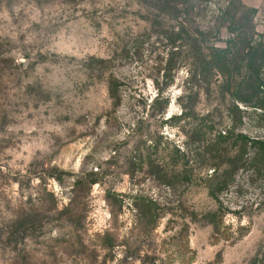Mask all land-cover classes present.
<instances>
[{
	"label": "rangeland",
	"instance_id": "obj_1",
	"mask_svg": "<svg viewBox=\"0 0 264 264\" xmlns=\"http://www.w3.org/2000/svg\"><path fill=\"white\" fill-rule=\"evenodd\" d=\"M226 2L0 0V264H264V171L209 194L216 132L264 140V111L199 75L190 34L220 26L224 46ZM241 2L264 45V0ZM191 88L194 119L176 120ZM147 201L155 227L138 219Z\"/></svg>",
	"mask_w": 264,
	"mask_h": 264
},
{
	"label": "trees",
	"instance_id": "obj_2",
	"mask_svg": "<svg viewBox=\"0 0 264 264\" xmlns=\"http://www.w3.org/2000/svg\"><path fill=\"white\" fill-rule=\"evenodd\" d=\"M256 10L244 5L241 0H227L226 5L220 10L217 16L218 23H221L227 31L228 38L224 41V46H218L211 41V37L220 40L219 27L213 25L208 31H202L198 28L190 34V40L197 50L196 58L200 63V74L204 77L212 75L214 72L219 75L220 82L217 89L222 96L230 95L234 100L241 101L247 105H255L254 107L264 111V45L255 34L254 18ZM215 28V30H213ZM183 28L181 32L189 35L188 31ZM215 32V33H214ZM210 44L209 46H204ZM207 74V75H206ZM193 78L198 74H192ZM191 78V79H193ZM172 80L166 84L168 87ZM215 84V85H216ZM181 96V114L176 120L194 119V108L189 106L195 97L190 90H184ZM162 93H158L153 106L163 104L164 109L169 105L168 98L161 97ZM111 97L117 98L114 88H111ZM204 125V124H203ZM213 132V126H203L195 132L199 139L205 141L206 137ZM200 140V139H199ZM209 150L223 159L215 163L212 167L213 172L208 178L213 190L209 194L213 198H217V194L226 190L229 184L234 180L235 176L241 172H250L251 176L264 171V140L260 138H250L243 133H236L234 128L228 130H220L206 145ZM149 166L161 177L167 186L173 188L175 180L169 178L167 171L163 166L155 165L154 161L149 157ZM185 181H189V177L185 176ZM97 183L96 179L81 178L75 182V188L80 185L91 187ZM143 205L136 204L139 221L146 225L155 227L157 216L154 211L156 205L153 201L142 202ZM31 217V214H28ZM205 219L210 221L215 227L216 219H219L217 213L208 212L204 214ZM23 219H25L23 217ZM110 234L106 233L102 237L103 245L109 248Z\"/></svg>",
	"mask_w": 264,
	"mask_h": 264
}]
</instances>
